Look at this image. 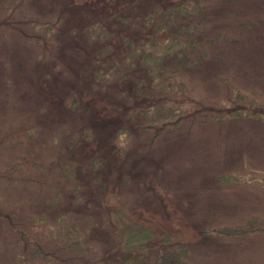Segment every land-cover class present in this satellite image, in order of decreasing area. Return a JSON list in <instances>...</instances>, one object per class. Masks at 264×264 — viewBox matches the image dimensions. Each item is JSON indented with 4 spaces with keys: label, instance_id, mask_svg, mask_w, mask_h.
<instances>
[{
    "label": "rangeland",
    "instance_id": "374dc122",
    "mask_svg": "<svg viewBox=\"0 0 264 264\" xmlns=\"http://www.w3.org/2000/svg\"><path fill=\"white\" fill-rule=\"evenodd\" d=\"M7 1L50 32L38 53L16 31L0 39V132L13 134L0 143V172L17 164L42 178L41 187L17 179L0 189L3 201L72 218L88 229L100 264H264V0H184L196 11L183 22L201 27L179 66L188 89L204 101L236 89L251 115L199 114L152 141L139 138L126 99L116 100L133 88L124 69L94 89L100 47L85 28L116 22L136 42L129 27L142 29L143 20L121 18L144 16L162 0H0V7ZM126 52L114 48L117 59ZM250 219L254 232L233 231ZM0 264H15L1 244Z\"/></svg>",
    "mask_w": 264,
    "mask_h": 264
},
{
    "label": "trees",
    "instance_id": "16d2710c",
    "mask_svg": "<svg viewBox=\"0 0 264 264\" xmlns=\"http://www.w3.org/2000/svg\"><path fill=\"white\" fill-rule=\"evenodd\" d=\"M8 3L9 1L0 7V39L7 33L16 31L37 45L38 53L42 48L43 36L50 32L48 25L42 24V18H24L16 3L15 9H9ZM192 11H196L195 6L184 0H162L154 3L144 16L121 18L124 23H128L130 18L143 20L142 29L133 23L129 27V30L138 31L139 38L136 42L130 31H126L124 27L120 29L116 22L110 28L98 25H88L85 28L89 43L100 47L93 56L96 62L91 75L94 89L109 81L110 73L121 69L132 79L133 88L128 92H132L133 97L127 91H121L117 93L116 100L126 99L127 104H123V109L128 110L126 114L138 126L139 138L146 135V140L152 141L165 132H171L182 120L188 121L199 114L212 119L220 117L221 121L251 115L247 107H240L247 99L236 89L227 88L222 96L213 101H204L199 93L188 89L179 66L186 59L189 60L194 52L196 40L192 39L191 33L201 31V27L183 22V15ZM182 36L191 38L184 40ZM117 45L127 49L125 56L120 59L114 56ZM195 61L192 60L189 64ZM125 96L127 97L124 98ZM211 111L215 113L211 114ZM12 136L10 127L4 129L0 132V143ZM115 139L117 141L118 138ZM17 179L20 183L33 187L42 186V178L38 177L36 171L22 169L16 164L15 167L8 166L0 172V189L13 188ZM260 180L261 178L259 181L253 179L248 183L260 184ZM32 206L33 204L5 203L0 196V244L14 254L15 264H100L97 244L89 238L87 228H77L76 222L66 215L49 219L42 212L32 210ZM256 223L257 220L250 219L242 227L232 229L237 234H245L252 232ZM129 255L135 261L139 258L134 249H131Z\"/></svg>",
    "mask_w": 264,
    "mask_h": 264
}]
</instances>
